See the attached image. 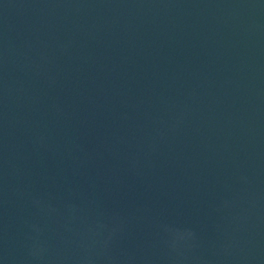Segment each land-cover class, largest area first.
Listing matches in <instances>:
<instances>
[{"label": "water", "instance_id": "95a60500", "mask_svg": "<svg viewBox=\"0 0 264 264\" xmlns=\"http://www.w3.org/2000/svg\"><path fill=\"white\" fill-rule=\"evenodd\" d=\"M0 264H264V0H0Z\"/></svg>", "mask_w": 264, "mask_h": 264}]
</instances>
